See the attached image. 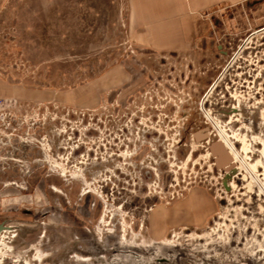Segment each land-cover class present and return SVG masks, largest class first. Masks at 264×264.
I'll list each match as a JSON object with an SVG mask.
<instances>
[{
  "label": "rangeland",
  "instance_id": "374dc122",
  "mask_svg": "<svg viewBox=\"0 0 264 264\" xmlns=\"http://www.w3.org/2000/svg\"><path fill=\"white\" fill-rule=\"evenodd\" d=\"M262 8L0 0V264H264Z\"/></svg>",
  "mask_w": 264,
  "mask_h": 264
},
{
  "label": "crops",
  "instance_id": "0c3cea01",
  "mask_svg": "<svg viewBox=\"0 0 264 264\" xmlns=\"http://www.w3.org/2000/svg\"><path fill=\"white\" fill-rule=\"evenodd\" d=\"M220 13L225 22L232 28L238 29L246 20L243 14H235L232 8L222 7L220 8ZM264 18V8L255 11L252 15L248 16L249 20L258 22Z\"/></svg>",
  "mask_w": 264,
  "mask_h": 264
},
{
  "label": "water",
  "instance_id": "95a60500",
  "mask_svg": "<svg viewBox=\"0 0 264 264\" xmlns=\"http://www.w3.org/2000/svg\"><path fill=\"white\" fill-rule=\"evenodd\" d=\"M201 133L200 132H198V133H196V136L197 135H200ZM196 138V137H195ZM208 138V137H207ZM206 139V136L202 139V140H205ZM201 141V140H200ZM210 149H211V152H212V154L214 155V156H216V157H220V156H224L225 157V159L226 160H223V161H220V163H217V165H218V167L219 168H223L224 170H225V172L227 171L226 170V166L230 163V158L228 159L227 157H228V153H227V151L224 149V147L222 146V144L221 143H215V144H213L211 147H210ZM227 156V157H226ZM217 162V161H216ZM231 180V177H230V175H227L226 174V176H225V178H224V180H223V185H224V187H225V189L227 190V191H230V189L228 188V182ZM5 229V223H3V224H1L0 225V232H2L3 230Z\"/></svg>",
  "mask_w": 264,
  "mask_h": 264
},
{
  "label": "bare ground",
  "instance_id": "6f19581e",
  "mask_svg": "<svg viewBox=\"0 0 264 264\" xmlns=\"http://www.w3.org/2000/svg\"><path fill=\"white\" fill-rule=\"evenodd\" d=\"M231 147H232V151L234 152V153H237V151H236V149L231 145ZM263 248V247H262Z\"/></svg>",
  "mask_w": 264,
  "mask_h": 264
}]
</instances>
